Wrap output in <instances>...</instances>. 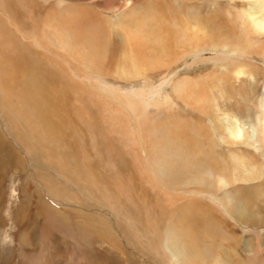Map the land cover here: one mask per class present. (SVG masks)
I'll use <instances>...</instances> for the list:
<instances>
[{
	"label": "bare ground",
	"instance_id": "6f19581e",
	"mask_svg": "<svg viewBox=\"0 0 264 264\" xmlns=\"http://www.w3.org/2000/svg\"><path fill=\"white\" fill-rule=\"evenodd\" d=\"M71 1L0 0V124L35 165L40 187L67 206L81 205L79 196L108 204L126 224L125 238L133 237L159 255L164 230L153 218L158 215L145 213L144 207L134 202L141 199L149 203L147 187L174 203L178 198L166 197L155 183L144 180L147 167L152 165L161 176L173 177L182 185H202L213 188L214 193L222 192L219 206L223 212L218 206L205 207L191 196L180 198L189 205L183 213L179 210L173 246L165 244L177 264H264V0H135L126 2L114 19ZM27 16L33 20L29 22ZM114 24L123 25L125 30H116ZM39 35L45 39L42 45L35 42ZM207 46L223 49L226 59L238 52V58L233 59L242 68L249 67L250 58L260 64L252 66L254 84L246 80V75L234 88L241 97L240 104L252 92L259 107L256 115L245 107H236L237 102L232 105L224 99L220 103L222 96L211 87V78L220 80L222 74L218 72L222 68L219 71L216 66V76L213 72L195 81L176 76L177 71L172 69L175 61L181 57L199 60L198 55ZM54 56L72 65L74 71L78 70L75 61L82 64L84 71L75 75L87 80L98 77L100 82H91L100 84L108 97L120 100L119 105L109 106L97 92L91 97ZM224 60L220 59L221 66L231 75L232 62ZM166 72L169 78L156 83L158 74ZM124 80L149 92L168 90L198 115L185 109V113L166 115L169 123L161 119L163 114L160 120L140 122L144 107L136 100L137 94L124 92V97L119 96L110 84L113 81L129 90ZM225 87L220 85L219 90ZM229 109L237 110L239 116H229ZM207 116L214 120L216 132H221L225 143L235 145L241 140L253 144L252 164L236 157L239 150L235 153L233 149L235 154L230 153L227 159L221 151H214L218 150V141L206 123ZM128 117L137 122L138 134ZM170 117L176 121L174 125ZM6 142L0 139V162L6 159L7 163L18 164ZM141 181L146 186H141ZM237 182L255 185L224 190ZM31 201V207H21L14 214L19 212L24 231L29 222L45 240L35 264H50L54 252L49 240L54 241L56 236L86 250L94 242L93 226L103 235L109 233L107 225L99 228L93 215L85 214L88 220L81 225L75 222L73 209L65 215L41 195ZM34 209L42 213L35 228ZM237 229L241 236L235 234ZM11 234L9 230L0 232L2 240ZM96 258L99 264H114L113 260ZM11 259L0 256V264H12Z\"/></svg>",
	"mask_w": 264,
	"mask_h": 264
},
{
	"label": "rangeland",
	"instance_id": "374dc122",
	"mask_svg": "<svg viewBox=\"0 0 264 264\" xmlns=\"http://www.w3.org/2000/svg\"><path fill=\"white\" fill-rule=\"evenodd\" d=\"M134 1L135 0H72L71 2L77 5H84L87 7H92L95 10H98L100 13H104L108 16H111L112 19H114L117 17V14L120 11H122V9H124L123 7L126 4V2H130L129 4H131V2L133 3ZM66 3L70 4L69 1H66ZM69 11L71 10L68 9L67 12ZM157 16H160V14L157 13ZM2 17H3V10L0 7V18ZM27 18H29L28 20L29 22H31L30 19L33 20V17L27 16ZM113 22L115 23V20ZM5 24H6V21H5ZM115 28L116 30L121 31V32L125 30L123 25H119V24H116ZM35 42L39 43V45H42L44 44L45 39L43 36L39 35L36 37ZM205 48L206 50H204L203 52H201L202 54H200L201 58H203L205 61L200 58V55H198L199 60H198V57L196 58L194 57H188V58L183 57L182 58L181 57L179 61L178 60L175 61V63L172 66V69H175L177 71L176 76L181 77V78L189 77L190 80L192 79L191 81L193 80L195 81L197 79L208 76L209 73L213 74L214 70H217L216 69V66H217L219 71L222 69L223 71L224 70L225 71L218 72L220 75L222 74L221 75L222 77L220 76V80L219 78H216V77H214L213 79L211 78V85H212L211 87L216 91L217 95L219 94L220 96H222V98H220L221 100H219L220 103H222L224 99L225 101L227 100V102L231 103L232 105L237 102L235 104L236 107L238 106L245 107L246 109L249 110V113L251 115H256V113L259 111V107H257L256 105L255 98L252 92L251 93L249 92L246 95L247 98L242 103L244 105L243 106L242 104H240L241 97L239 96L238 93L234 91V88L238 87V84H240L239 82H241L242 78L245 79L246 75L248 76L247 77L248 79L246 78V80L248 82L250 81L251 84L252 83L254 84L255 81L253 77V72H252L253 67L252 66L260 65V64H257L253 59L251 61L250 60L251 58H250L248 60L249 61L248 66L250 68L249 67H248L249 69L247 67L242 68L239 64L235 63L233 59L234 57L238 58V52H236L235 55H232V58L231 56H229L226 59L225 52L223 51V49L211 48V47L209 48L208 46ZM54 58H56V56H54ZM185 58L187 59V61ZM221 58L222 59L225 58L224 63L225 62L228 63V61L232 62L230 63L231 64L230 66L232 67L231 69L233 71L231 72V75L226 74L228 72L227 70L228 68L221 66L222 64V61H220ZM229 58L231 59L229 60ZM56 59L60 61L62 60L61 62H63L64 66L67 68V72L70 74V78L78 81L82 86L86 87L91 97L92 95H95L97 92V94L100 97L105 98L109 106L119 105L120 100L118 99L115 100V99H112L111 97H108V95L103 90V87L100 84H93L91 82V81H99L98 77L87 80V79H82V77H85L83 75L81 76V78L75 75L76 72L84 71V67H82V64L75 61L74 67L75 69H78V70L74 71L72 69L73 66L66 64L63 61V59L61 58L60 59L56 58ZM201 60H202V63H201ZM197 62H200V63H197ZM216 62L218 64H216ZM188 63L190 64L191 67L189 66ZM177 66H179V68ZM242 70L244 71L243 73L241 72L240 74V71ZM189 71L191 72L189 73ZM214 73L216 76L217 75L216 72ZM158 76H157L158 82L156 83H162L169 78L167 75V72L163 74L159 73ZM170 80H172L171 77H170ZM102 81L105 82L106 78H102ZM124 82H126V84L130 86L129 80H124ZM226 82L228 84H226ZM110 84L111 86L113 85V87L115 88V91L117 92V94H119V96L124 97V94H125L124 92H128L127 94H133V93L137 94L136 100L140 101L141 105L144 107L141 111V114L139 115L140 122H142L143 119L160 120V117L162 114L163 115L161 119H164L165 121L167 117L166 115L168 114L175 115L176 113H185L186 111H188L186 113L190 112V113H194L195 115H198V113L196 111H192L190 107L184 106L183 103L179 99L178 100L175 99L172 96V94L169 93L168 90L159 91L157 89L153 92H149L147 91L146 87L144 86L141 87L140 85L135 86V87L130 86V89L127 90L125 88L119 87L118 83L115 84L113 81H111ZM172 84L173 83H170V86ZM217 84L219 85V87ZM220 85H224V87L225 86L226 87L219 90ZM227 85H230V86L227 87ZM226 88L229 91H234L236 93V96L234 92L230 94V92H228ZM213 95H211V103H214L212 101V99H214ZM158 105L162 109L161 113L159 112L160 108H158ZM235 105L233 106L234 108H236ZM185 109L187 110L185 111ZM212 109H215V107H213ZM228 112H227L228 115L231 114L229 116H232L234 118H237L239 116V114L237 113V110L232 111L231 109H229ZM125 113L128 116L129 112L125 111ZM128 118L131 119V117H128ZM175 122L176 121L172 119V123H173L172 125H174ZM165 123H169V122L166 120ZM206 123L208 127L210 128L211 134L213 135V137L215 135L214 137L215 141L216 142L218 141L217 143L218 150H214L215 152L221 151L222 152L221 156L227 159L230 157L229 156L230 153L235 154L239 150L240 153L238 151V153H236V155L238 156L236 157L247 160V162L250 164L253 163L251 162L254 160L252 156L254 152L253 144L246 143L244 141L242 142L241 140L238 141V144H235V145L234 143L233 144H230L228 142L225 143L221 139V132L219 131L216 132V130L218 129H215L216 125L214 123V120L207 116ZM176 124H179V123H176ZM131 125L134 128L133 131L135 135L138 134L139 131L137 129V122L134 119H131ZM0 139L4 142L7 141L6 142L7 145L8 146L10 145L12 157L14 156L15 158L17 156L15 159L18 163V164L7 163L6 159H4L5 161L1 160L0 162L1 163L0 164V167H1L0 168V176H1L0 178V226H2L0 228V232H2L3 230L4 231L9 230V232L13 233V236L11 234V237L5 238L3 240L1 239L2 237H4L3 233H2V237L0 235V256L12 257L13 259L12 264H35L33 261H35V259L38 258L40 255H42V248L45 245V240L42 237H40V233L36 234L37 232L36 230H38V228L32 230L31 223L28 222L29 228H26V231H24L25 229H22L24 225L20 227V221L18 220L19 218L17 215L19 212H17V215L14 214L21 207L22 208L31 207L30 206L32 203L31 200H34L35 198H39V195L44 197L50 206H52L54 209H56L59 212H62L65 215H67L73 209L72 215H74L75 213L74 216L76 219L75 220L76 223L84 224L88 220L86 218V215L90 214L95 217V218L93 217L92 220L93 219L97 220L99 228L102 224H105L108 226V229H109V233L107 235H103L97 232V226H93V228L91 229V232H93L94 242L92 244V247H89V249H86V250H84V248H79V247L74 248L75 244H73L71 240L69 241V243H66L65 241L63 242L62 236L60 237L56 236L54 241L49 240L51 242L49 244V246H51L50 249H52L54 252V256L52 258L50 257V264H99L96 258L97 256L102 257V260H101L102 262L104 260L105 261L108 260L112 263V260H113L114 264H177L176 259L171 255L172 251L165 250L166 249L165 244L170 243L173 246L172 242L174 241V231L177 230L176 227H174V225L177 224L179 210L183 213L185 211V205L188 203L187 201L185 202L181 201L180 198L184 196H191L196 202H201L200 203L201 205L205 207L210 206V205L218 206L220 209L219 211L223 212L219 206L221 205V200L219 197L222 192L219 193L218 191L214 193L213 188L212 190H208V189L203 188L204 186L202 185L201 186L194 185V184L182 185L179 180H175L173 177L165 178L161 176L159 173H157V171L153 170L152 165H149L146 170L147 176L146 178H144V180H150L151 182L155 183L157 188L160 190L159 192L160 193L164 192L162 194L165 195L166 197L176 196L178 198L177 200L178 202L174 203L170 199L162 198L161 194H157L158 190H156L155 188L152 189L150 187H147L151 193L150 198H149V203H143L141 199H136V202H134L137 206L144 207L145 213H148V212L156 213L158 216H154L153 218L156 220L157 223L162 224L163 226L164 231L161 232L160 238L162 239L164 246L160 248L161 250L158 255L157 252H154L153 250H150L149 248H147L145 243H141L139 240L136 241L133 237L131 239L125 238L123 233L124 231L125 233L127 232V226L125 223H122V221L118 218L117 214L115 213L116 211L113 210L108 204H103L99 201H95L92 199H87L83 196L82 197L79 196L81 205H76V204L71 205L70 204V206H67L61 203L59 199H57L59 201H56V199L51 198L49 196L50 194L44 191L43 187H40L38 183L35 170H34L36 168L35 165L29 162L30 160L28 159L26 153L17 144V142L13 138H11V136H9L7 133L4 132V129L1 126V124H0ZM232 150L235 153H233ZM141 156L145 160L142 150H141ZM254 182H237L234 185L226 186L223 188L224 190H229V189L232 190V188L236 186L251 187L255 185ZM141 183H142L141 186L143 185L146 186L145 182L141 181ZM15 188L17 189L16 192H15ZM34 210H31V211L33 215L36 214L33 217V221H34L33 225L35 228L37 223L41 221L40 218L42 216V213L40 214L39 211L37 212L36 209ZM217 213L221 216H224L223 213H219V212ZM29 220L31 221L30 218ZM37 227H41V225H38ZM128 229L129 231H131L130 228ZM235 231H236L235 234L237 236H241V231H239L238 229ZM128 240L130 241L128 242ZM28 243H33V246L31 247L28 246L29 245ZM70 249L72 250L71 253H69ZM29 259L32 260V263L31 262L27 263Z\"/></svg>",
	"mask_w": 264,
	"mask_h": 264
}]
</instances>
